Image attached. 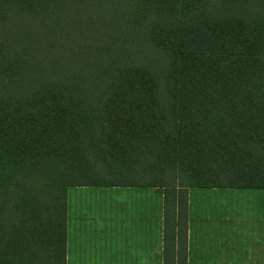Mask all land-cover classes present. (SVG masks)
Returning <instances> with one entry per match:
<instances>
[{
    "label": "trees",
    "instance_id": "16d2710c",
    "mask_svg": "<svg viewBox=\"0 0 264 264\" xmlns=\"http://www.w3.org/2000/svg\"><path fill=\"white\" fill-rule=\"evenodd\" d=\"M75 186L178 190L177 264L186 189H264V0H0V264H65Z\"/></svg>",
    "mask_w": 264,
    "mask_h": 264
},
{
    "label": "crops",
    "instance_id": "0c3cea01",
    "mask_svg": "<svg viewBox=\"0 0 264 264\" xmlns=\"http://www.w3.org/2000/svg\"><path fill=\"white\" fill-rule=\"evenodd\" d=\"M158 186H75L67 191L65 264H177L166 258L167 206ZM174 196V197H175ZM185 264H264V189L185 190ZM170 202V203H169Z\"/></svg>",
    "mask_w": 264,
    "mask_h": 264
},
{
    "label": "rangeland",
    "instance_id": "374dc122",
    "mask_svg": "<svg viewBox=\"0 0 264 264\" xmlns=\"http://www.w3.org/2000/svg\"><path fill=\"white\" fill-rule=\"evenodd\" d=\"M148 50L149 51L146 50L145 52L139 51L138 60L144 64H147V66L155 72L160 84L161 92L164 94L169 69V58L158 48Z\"/></svg>",
    "mask_w": 264,
    "mask_h": 264
}]
</instances>
